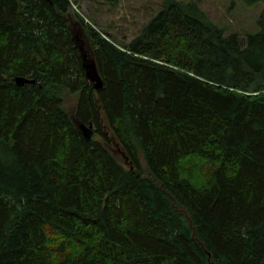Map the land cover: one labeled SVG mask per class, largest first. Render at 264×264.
Masks as SVG:
<instances>
[{"label":"trees","instance_id":"1","mask_svg":"<svg viewBox=\"0 0 264 264\" xmlns=\"http://www.w3.org/2000/svg\"><path fill=\"white\" fill-rule=\"evenodd\" d=\"M257 24L164 0L122 43L72 0H0V264H264Z\"/></svg>","mask_w":264,"mask_h":264},{"label":"rangeland","instance_id":"2","mask_svg":"<svg viewBox=\"0 0 264 264\" xmlns=\"http://www.w3.org/2000/svg\"><path fill=\"white\" fill-rule=\"evenodd\" d=\"M164 0H72L73 11L85 19V23L96 22L102 31L111 33L122 43L132 41L141 28L147 24L162 8ZM195 1L202 10L219 26L227 28L228 33H257L260 31L258 20L264 13V0H179ZM114 5V6H113ZM74 25V29H76ZM80 28L79 42L85 45L88 52L87 61L94 62L91 45L87 35ZM83 46V45H82ZM84 47V46H83ZM113 154L125 163L123 154L116 146ZM145 166V162L143 161Z\"/></svg>","mask_w":264,"mask_h":264},{"label":"water","instance_id":"3","mask_svg":"<svg viewBox=\"0 0 264 264\" xmlns=\"http://www.w3.org/2000/svg\"><path fill=\"white\" fill-rule=\"evenodd\" d=\"M84 66L87 72V78L91 80L93 83H95L94 87L96 89L102 88V81L100 77L98 76V73L96 71L95 63L94 62H88L86 59L84 60ZM16 83L18 85L24 86L26 84H32L34 81L32 80H27L23 78H17ZM78 128L83 132L84 137L87 140H91L92 135H93V129L92 126H86L84 124H78Z\"/></svg>","mask_w":264,"mask_h":264}]
</instances>
